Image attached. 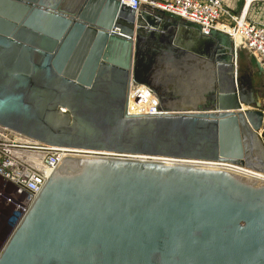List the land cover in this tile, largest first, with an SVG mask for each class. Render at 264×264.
Segmentation results:
<instances>
[{
	"label": "water",
	"instance_id": "obj_1",
	"mask_svg": "<svg viewBox=\"0 0 264 264\" xmlns=\"http://www.w3.org/2000/svg\"><path fill=\"white\" fill-rule=\"evenodd\" d=\"M233 54L227 34L119 0H0V127L82 152L62 158L0 264H264V180L156 161L264 175V98ZM132 84L179 112L129 114Z\"/></svg>",
	"mask_w": 264,
	"mask_h": 264
},
{
	"label": "built area",
	"instance_id": "obj_2",
	"mask_svg": "<svg viewBox=\"0 0 264 264\" xmlns=\"http://www.w3.org/2000/svg\"><path fill=\"white\" fill-rule=\"evenodd\" d=\"M119 1L136 13L142 11L149 14L162 13L196 24L206 36L216 31L227 34L232 39V34L226 31L233 27L232 23L225 19V17L229 18L237 26L233 29H238L240 32V43L237 50L248 52L264 76V23H255L247 17L242 20L243 14L240 17L232 14L221 0ZM245 1L247 3V0ZM255 2L258 0H253L250 5ZM219 23L223 28H218ZM129 96V114L142 116L164 114L159 111L157 96L145 85L132 84ZM8 132L10 133L8 136L2 134L0 138V177L5 182H10L15 188L12 197L6 199V203L9 202L15 207V213L18 214L15 223L17 225L62 158L66 154H81L82 152L51 147L12 131Z\"/></svg>",
	"mask_w": 264,
	"mask_h": 264
},
{
	"label": "rangeland",
	"instance_id": "obj_3",
	"mask_svg": "<svg viewBox=\"0 0 264 264\" xmlns=\"http://www.w3.org/2000/svg\"><path fill=\"white\" fill-rule=\"evenodd\" d=\"M242 6L244 7L245 1ZM242 15V8L239 14H236V16L240 17ZM247 17V16H246ZM225 19L228 22L232 23V29L236 28V24L232 22L229 18L225 17ZM251 20V18H250ZM222 22H226L222 20ZM255 23H260V21L255 20ZM237 65H238V77L241 78L243 76H246L247 74L249 79L252 80L253 87L255 90H258L264 98V76L262 73H260L257 64L253 57L246 51L243 50H237ZM240 111V110H236ZM244 111V110H243ZM0 127V138L2 134H5L8 136L10 133L8 131H4ZM15 191V188L10 182H5L0 177V252L5 245V241L8 239V235L12 232L15 226H17L16 223V214L15 213V207L11 203H6V199H10L12 197V192ZM11 231V232H10Z\"/></svg>",
	"mask_w": 264,
	"mask_h": 264
},
{
	"label": "bare ground",
	"instance_id": "obj_4",
	"mask_svg": "<svg viewBox=\"0 0 264 264\" xmlns=\"http://www.w3.org/2000/svg\"><path fill=\"white\" fill-rule=\"evenodd\" d=\"M252 1L253 0H247L245 9L243 11L242 20H244L246 18L247 11H248ZM221 25L222 24L219 23L218 28H223V26H221ZM226 31L232 34V39L231 40H232V48H233V51H234L233 60H232V68H234L235 67V61H236V59H235L236 50H237V48L239 46V43H240V32H239L238 29L237 30L226 29ZM187 38L188 39H192V40L195 39L194 35L180 34V41L183 42ZM231 78H233V83L235 84L234 70H232ZM229 110H232V111H236V110L243 111V110H248V109L243 104H241L238 100H236L234 102V106L231 107ZM159 111L161 113H176V112H179L176 109L164 110L160 105H159ZM186 112H195V111L191 110V111H186ZM156 161H163L166 164H186V165H193V166L213 168V169L231 170L233 172L242 173V174H245V175H248V176H252V177H256V178H259L261 180H264V175H262V174H258V173L249 171V170H247L245 168H242V167H239V166H236V165H233V164H229V163H224V162H200V161H182V162H180V161L171 160V159H156ZM8 236H10V235H8Z\"/></svg>",
	"mask_w": 264,
	"mask_h": 264
},
{
	"label": "crops",
	"instance_id": "obj_5",
	"mask_svg": "<svg viewBox=\"0 0 264 264\" xmlns=\"http://www.w3.org/2000/svg\"><path fill=\"white\" fill-rule=\"evenodd\" d=\"M224 4L225 8L228 9L232 14L236 15L239 14L242 8V14L246 6L245 0H221ZM245 1L244 7L242 4ZM247 18L252 21H260V23H264V0H258V2H255L254 4L250 5L247 14ZM185 35H194V31H190L189 33Z\"/></svg>",
	"mask_w": 264,
	"mask_h": 264
},
{
	"label": "flooded vegetation",
	"instance_id": "obj_6",
	"mask_svg": "<svg viewBox=\"0 0 264 264\" xmlns=\"http://www.w3.org/2000/svg\"><path fill=\"white\" fill-rule=\"evenodd\" d=\"M246 76H243L246 80L249 79L250 76H248L247 74H245Z\"/></svg>",
	"mask_w": 264,
	"mask_h": 264
},
{
	"label": "trees",
	"instance_id": "obj_7",
	"mask_svg": "<svg viewBox=\"0 0 264 264\" xmlns=\"http://www.w3.org/2000/svg\"><path fill=\"white\" fill-rule=\"evenodd\" d=\"M262 137H263V139H264V132L262 133Z\"/></svg>",
	"mask_w": 264,
	"mask_h": 264
}]
</instances>
